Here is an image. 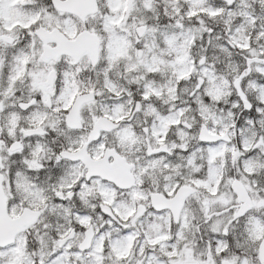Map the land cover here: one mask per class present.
<instances>
[{"label": "clouds", "instance_id": "obj_1", "mask_svg": "<svg viewBox=\"0 0 264 264\" xmlns=\"http://www.w3.org/2000/svg\"><path fill=\"white\" fill-rule=\"evenodd\" d=\"M0 264H264V0H0Z\"/></svg>", "mask_w": 264, "mask_h": 264}]
</instances>
